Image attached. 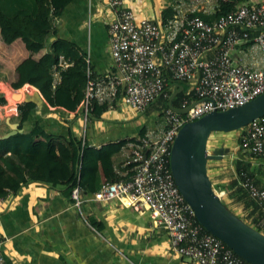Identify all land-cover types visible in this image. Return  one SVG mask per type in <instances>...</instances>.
<instances>
[{"label": "built area", "instance_id": "obj_1", "mask_svg": "<svg viewBox=\"0 0 264 264\" xmlns=\"http://www.w3.org/2000/svg\"><path fill=\"white\" fill-rule=\"evenodd\" d=\"M107 5L112 13L107 23L109 49L117 75L91 78L88 72L80 103L84 124L94 105L111 103L119 88L125 108L141 113L157 99L169 97L170 81L184 83L187 89L178 108L192 107L185 114L167 107L159 134L126 143L129 178L104 182L93 194L94 200L116 202L139 213L147 211L154 225L166 231L172 253L193 264H252L197 222L175 185L169 158L185 123L264 93V1L239 3L211 22L191 16L196 11L181 9H175L170 19L156 22L137 18L123 0H108ZM254 29L258 34L250 37ZM248 43L252 51L260 53L258 66L233 60L235 49ZM54 77L57 80L56 73ZM18 103H7L0 122L17 115ZM238 140L241 153L264 162V115L240 129ZM240 186L261 212L255 228L264 234V188L247 173H241ZM217 194L221 198L224 192ZM71 198L79 208L82 194L78 186L72 188ZM0 264H5L1 241Z\"/></svg>", "mask_w": 264, "mask_h": 264}, {"label": "crops", "instance_id": "obj_2", "mask_svg": "<svg viewBox=\"0 0 264 264\" xmlns=\"http://www.w3.org/2000/svg\"><path fill=\"white\" fill-rule=\"evenodd\" d=\"M261 1L264 0H248L250 3ZM107 2L108 0H74L63 9L60 17L52 20L56 38L70 42L86 53L85 61L93 78L117 75L109 49L107 23L111 20L112 13ZM123 2L137 18L156 22L173 17L175 9L207 15H213L217 11V6L213 8L211 2L205 0H195L192 3L185 0ZM257 34L255 29L250 31V37ZM252 50L250 44L237 47L233 60L244 65L258 66L261 63L260 53ZM45 51L46 49L40 51L34 59H38ZM27 57L28 52L20 39L5 44L0 37L2 86L9 84L8 87L13 90L10 83L17 79L16 67ZM67 65L64 63L63 67ZM180 85L170 86L171 95H177L182 90L177 88ZM23 86L31 88L26 93L37 91L42 105L39 107L34 104L33 114L22 128L19 127L21 133L36 125L54 136H66L71 130L89 147L101 150L110 143L132 142L145 135L155 136L164 129L163 113L160 115L157 111L158 105L154 110L150 108L141 113L130 111L123 105L122 88L118 89L117 96L111 103H105L107 108L99 119H89L84 124L82 115L75 118L81 112L80 105L75 111L64 108L57 110L47 104L38 89L29 84ZM0 93L7 103L5 92ZM21 103L24 102L18 104ZM14 118V123L19 124L18 112ZM71 121L72 124H68ZM7 122L3 124L5 133L10 130ZM236 146L231 144L236 150H230L221 160L213 161L207 167V174L212 185L218 187H213L216 191H227V201L252 218L251 207L242 205L233 193L230 194L232 189L229 188L231 182L236 180L235 163L238 159L239 166L247 167L252 174L254 183L264 188V162L241 153L238 145ZM127 153L126 146L118 151H103L106 158L97 163L100 186L111 180L129 178L130 167L125 164ZM228 168L233 172V179L225 177ZM64 190L63 187L53 188L30 182L0 199V241L5 264H193L187 258L172 253L166 231L154 225L147 211L139 213L116 202L95 201V192L82 194V203L77 208ZM253 204L257 207L254 202ZM229 209L236 215L232 208ZM258 214L261 217L259 209Z\"/></svg>", "mask_w": 264, "mask_h": 264}, {"label": "trees", "instance_id": "obj_3", "mask_svg": "<svg viewBox=\"0 0 264 264\" xmlns=\"http://www.w3.org/2000/svg\"><path fill=\"white\" fill-rule=\"evenodd\" d=\"M72 1L74 0H0L2 41L11 44L20 39L28 52V57L16 67V81L10 83L14 90L0 84V92H5L7 100H10L9 104L15 103L8 99L9 94L26 93L31 88L23 85L29 84L40 91L49 106L57 110L64 108L75 111L80 105L89 77L88 72L93 78L85 61L86 53L74 44L56 38V29L52 22L54 18L60 17L63 9ZM242 2L248 0H218L217 11L213 15L194 12L191 16H198L211 22ZM44 49L45 53L34 59V56ZM64 63L68 64L65 68ZM55 73L58 80L54 77ZM172 84L178 82L170 81V85ZM179 84L181 85L177 88L181 87L182 90L172 100V105L176 108L180 106V99L187 89L186 84ZM169 97L157 99L146 111L155 102H163L166 109ZM106 108L105 103L95 104L87 120L99 119ZM34 109L33 103L17 105L20 128L29 120ZM78 113L75 118L82 115L80 111ZM68 124H72V121ZM125 144L110 143L106 148L95 150L76 137L71 130L66 136H54L46 133L38 125L24 133L0 140V199L8 192L16 191L30 182L42 183L53 188L63 187L67 196H71L72 188L75 186H78L81 194L94 193L101 187L98 184L97 163L106 158L103 151L105 149L118 151ZM238 163L239 159L235 163L236 180L233 181L235 184L240 181L241 173H247L252 178L247 167L241 168Z\"/></svg>", "mask_w": 264, "mask_h": 264}, {"label": "water", "instance_id": "obj_4", "mask_svg": "<svg viewBox=\"0 0 264 264\" xmlns=\"http://www.w3.org/2000/svg\"><path fill=\"white\" fill-rule=\"evenodd\" d=\"M175 96L173 93L169 97L168 107L178 114L187 113L192 105L184 109L174 107L172 100ZM11 97L19 102L42 105L37 91L32 94L15 92ZM263 115L264 93L242 105L210 111L179 129L169 158L175 185L193 210L197 222L237 256L252 264H264V234L235 215L213 188L207 174V163L221 160L230 153V149L224 145L208 149V140L213 133L235 132ZM7 124L10 130L0 135V140L21 133L18 123Z\"/></svg>", "mask_w": 264, "mask_h": 264}, {"label": "rangeland", "instance_id": "obj_5", "mask_svg": "<svg viewBox=\"0 0 264 264\" xmlns=\"http://www.w3.org/2000/svg\"><path fill=\"white\" fill-rule=\"evenodd\" d=\"M187 3H190V1H191V3L192 2H194L195 0H185ZM205 1H208L209 3L211 2V4L213 5V8H215L216 6L218 7V0H205ZM7 86H9V84L7 85ZM14 90V89H13ZM8 95V94H7ZM4 99V96H3V94L2 93H0V107H1V111H0V118H1V115H2V112L4 111V107H6L7 106V103H9L10 102V100L6 103V102H4V103H2V101L1 100H3ZM9 99V98H8ZM11 99L13 100V101H15V102H18V99H13L12 97H11ZM156 105H158L159 107H158V109H157V111L159 112V114L161 113H163L164 112V103L163 102H160V103H158V102H155L154 104H153V106L151 107L152 109L151 110H154L155 109V106ZM160 114V115H161ZM159 117H161V116H159ZM3 118V117H2ZM5 122H7L6 120H5ZM8 122H10V123H14V122H16L15 121V118L14 117H10L9 119H8ZM3 124H4V122H0V135H2V134H4L5 132H6V128H3L4 126H3ZM240 133V130H237V131H235V132H230V133H213L212 135V137L208 140L209 141V144H208V147H212V148H215V147H218V146H220V145H224L225 147H227L228 146V148H231L230 150L231 151H233V150H236V149H234L233 147H231V144H234V146H236V145H238V139H239V136H238V134ZM237 147V146H236ZM211 163H213V161H209L208 163H207V167L209 168L211 165ZM227 172H228V174L225 176V177H230L231 179H233V172H232V170L231 169H229L228 168V170H227ZM214 188H216V189H218V187L217 186H215V185H212ZM215 189V190H216ZM230 189H232V191L230 192V194H234V196L237 198V200H239L240 201V203L242 204V205H244L245 207H251L250 209H251V212L253 213L252 215H253V217L252 218H250L249 216H247V215H245L244 213H243V211H241L239 208H237V207H235V206H233L232 205V203H230V202H228L227 201V191H225V193H224V195L221 197V201L225 204V205H227L229 208H232V210L234 211V212H236V215L237 216H240V218L242 219V220H244V221H246V222H248V224H250V225H252L253 227H255L256 226V223L260 220V217L258 216L259 214H258V208L256 207V206H254V204H253V202L251 201V199L247 196V194L244 192V190L241 188V186H240V181H239V184L237 183V184H235V183H232L231 182V185H230V188H229V190ZM216 192H218L219 193V191L217 190ZM252 203V204H251ZM255 203V202H254ZM249 209V210H250ZM255 213H257V215H255Z\"/></svg>", "mask_w": 264, "mask_h": 264}, {"label": "bare ground", "instance_id": "obj_6", "mask_svg": "<svg viewBox=\"0 0 264 264\" xmlns=\"http://www.w3.org/2000/svg\"><path fill=\"white\" fill-rule=\"evenodd\" d=\"M8 94V93H7ZM20 94H25V93H20ZM11 96H12V94H9V99H11ZM12 100V99H11ZM13 101V100H12ZM13 102H15V101H13ZM19 102V101H18ZM16 103V102H15Z\"/></svg>", "mask_w": 264, "mask_h": 264}]
</instances>
